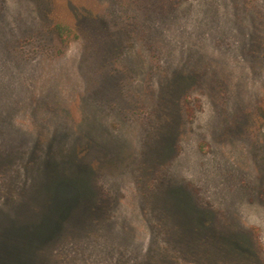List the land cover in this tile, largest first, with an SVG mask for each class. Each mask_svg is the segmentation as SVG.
Returning a JSON list of instances; mask_svg holds the SVG:
<instances>
[{
  "label": "rangeland",
  "instance_id": "obj_1",
  "mask_svg": "<svg viewBox=\"0 0 264 264\" xmlns=\"http://www.w3.org/2000/svg\"><path fill=\"white\" fill-rule=\"evenodd\" d=\"M0 264H264V0H0Z\"/></svg>",
  "mask_w": 264,
  "mask_h": 264
},
{
  "label": "trees",
  "instance_id": "obj_2",
  "mask_svg": "<svg viewBox=\"0 0 264 264\" xmlns=\"http://www.w3.org/2000/svg\"><path fill=\"white\" fill-rule=\"evenodd\" d=\"M59 30H61L60 32H61L62 35L65 34V29H64V27H59Z\"/></svg>",
  "mask_w": 264,
  "mask_h": 264
}]
</instances>
